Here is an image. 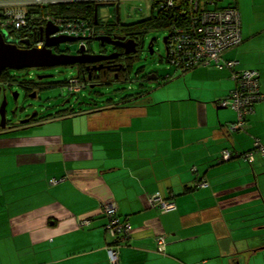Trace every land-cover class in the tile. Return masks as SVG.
<instances>
[{
	"label": "crops",
	"instance_id": "crops-1",
	"mask_svg": "<svg viewBox=\"0 0 264 264\" xmlns=\"http://www.w3.org/2000/svg\"><path fill=\"white\" fill-rule=\"evenodd\" d=\"M220 2L241 19L242 44L223 54L233 69H175L172 95L144 88L0 132V264H112L110 203L132 225L117 264H264V0ZM242 71L259 72L263 98L233 129L221 101ZM156 194L177 209L152 208Z\"/></svg>",
	"mask_w": 264,
	"mask_h": 264
},
{
	"label": "built area",
	"instance_id": "built-area-1",
	"mask_svg": "<svg viewBox=\"0 0 264 264\" xmlns=\"http://www.w3.org/2000/svg\"><path fill=\"white\" fill-rule=\"evenodd\" d=\"M42 6L56 4L57 0H40ZM76 0H62L60 3L73 2ZM168 8L178 4L180 0H158ZM193 14L192 22L184 27L170 33L169 52L173 57V64L177 65L186 72L197 67L215 66L217 68L227 67L233 69L237 63L234 61H224L223 54L231 49L241 45V19L238 10L235 7L224 9H209L206 6L208 0H189ZM209 3V1H208ZM210 3H213L212 1ZM7 9L6 17L1 24L3 28L8 25L15 30L30 29V31H45L49 23L57 28V32L51 37H70L79 39L86 51H90L89 41L94 36L93 28L88 20L82 18H59L47 14L38 19L27 16L26 10ZM0 6L1 9L3 8ZM79 50V49H78ZM70 54L69 50L62 51ZM258 71H242L235 73L237 87L231 94L221 101V105L230 108L238 114V121L232 124L233 129L242 128L246 123V118L252 112L255 103L263 98L259 91ZM72 81L70 82L71 87ZM76 88V86H75ZM74 89V88H71ZM75 90V89H74ZM255 148L264 157V148L259 142H256ZM225 157L229 158L231 154L226 151ZM252 158V156H248ZM58 180H52L56 184ZM206 187L207 184H202ZM152 208L162 213H170L177 209L173 201L164 199L161 195L156 194L150 198ZM103 214L108 219L104 226L106 234L111 239V245L108 248L109 259L112 264L118 263V247L128 240L132 233V225L128 220H124L117 214L115 204H106L103 208ZM88 222H85V224ZM158 252L164 253L166 248L165 237L157 238Z\"/></svg>",
	"mask_w": 264,
	"mask_h": 264
},
{
	"label": "flooded vegetation",
	"instance_id": "flooded-vegetation-1",
	"mask_svg": "<svg viewBox=\"0 0 264 264\" xmlns=\"http://www.w3.org/2000/svg\"><path fill=\"white\" fill-rule=\"evenodd\" d=\"M53 1V0H50ZM57 3H60L62 0H57ZM79 2H86L89 6H94V15H95V24L91 25L93 28V34L94 36L89 41V46L91 48V42L96 41L100 44V51L99 52H93L92 48L90 51H86L84 55L86 56H94V55H115L114 58L111 59H105L103 61L99 62H88V63H76L74 65L65 66V67H72L77 68L78 74L76 77H73L71 80H76L80 84L76 85V89L72 94H78L81 93L83 90L87 89L89 86H102L104 84L110 83V82H116V83H123L126 81L131 80L132 76L133 79H140L143 75H146L144 80L145 81H152L156 78V75L153 72H142L135 74L133 71L129 76L128 79H126L127 71L129 70V64L126 61L127 57L131 54H126V48H124L122 45L119 44H108L107 42L102 43L101 41H97L96 38L100 37H108L111 38L112 41L117 40L118 38H124L125 41H135L136 43V50L137 52L134 54V56L139 59L140 54L145 51L146 44H145V36L143 39L139 35H129V31L124 27L126 23H123L122 17H121V7L125 3L122 0H76ZM56 3V4H57ZM0 6H6L9 9H21L26 10L28 7H40L42 6V3L40 0H0ZM100 6H113L114 12L112 14H109L108 18H102L100 17ZM0 13V34H3L2 36L3 40L0 43V46L4 50L9 51H15V52H21V51H29V50H43L45 48V33L40 30L39 32L30 31V29L24 30H15L11 27V25H8L7 28H3L1 26L2 22L7 19V9L2 8ZM96 14L98 16V19H96ZM5 31V32H3ZM5 33V34H4ZM1 38V37H0ZM137 39V40H136ZM79 40V39H77ZM80 41H77L75 43H78ZM156 39L152 42L151 46L153 47V51L155 53L154 47H155ZM148 45V51L149 46ZM110 46L111 50L108 51L106 46ZM60 46L54 47L53 52L56 55L66 54V55H72V56H79L81 55L80 51L78 50L76 54H67L62 52L63 50L60 49ZM106 47V48H103ZM150 53V51H149ZM154 55V54H153ZM49 68H31V69H21V70H13L10 68H6L1 71L0 73V124L2 125V116H1V107L3 103L6 105L11 104V98L15 100L16 104L20 102L21 94L17 92H11L13 90V86H19V88L24 93L23 101L26 103L31 98H36L39 92L48 85L46 81L44 80L48 78L47 75H40L42 71H45ZM37 71V76L29 71ZM14 76H17L19 79L16 80ZM144 80H142L144 82ZM140 81V80H138ZM67 84V83H66ZM11 95L13 97H11ZM13 100V101H14ZM7 108V106H6ZM67 109L63 108L62 111H65ZM7 114V113H6ZM43 120H46V118L27 115L24 119L25 124H22L20 121L13 122L12 126H8L9 128L1 129V131H18L28 128L29 126H33L39 122H42ZM9 122L6 120L5 125H9ZM0 131V132H1Z\"/></svg>",
	"mask_w": 264,
	"mask_h": 264
},
{
	"label": "rangeland",
	"instance_id": "rangeland-1",
	"mask_svg": "<svg viewBox=\"0 0 264 264\" xmlns=\"http://www.w3.org/2000/svg\"><path fill=\"white\" fill-rule=\"evenodd\" d=\"M223 5V4H222ZM221 5V6H222ZM113 6H100V17L107 19L109 14L114 12ZM152 11V1L151 0H140L139 2H125L121 7V17L123 23H135L141 21L151 15ZM5 32V31H3ZM5 34V33H4ZM169 35L168 31H155L147 34L145 36V51L140 54L138 61L135 64V69H138L141 66L146 67L147 72L152 70L156 71L159 75L160 80L153 82L151 84L147 83L148 90L153 92L158 88V85H161L162 88L158 91H155L153 95L158 97H166L168 93L172 95V87L177 85V81H173V77L176 74L175 68L172 67L167 62V50L166 45L163 42V39ZM153 39H156L155 42V53L151 55L148 51V45ZM82 46L81 42L78 43H66L62 44L60 49L69 50L70 53L76 54L78 49ZM108 51L111 50L110 46H106ZM105 47V48H106ZM91 48L93 52L100 51L99 42L92 41ZM237 48V47H236ZM225 59V58H224ZM33 72L36 76L37 71H29L28 73ZM78 74L77 68L58 66L49 68L45 71H42L40 75L49 76L44 80L48 85L44 87L36 98H31L29 101L24 103L23 95L24 93L19 88V86L14 85L11 92H19L21 94L20 102L16 104L15 98H11V104L5 106L6 110V120L9 122L5 128L12 126L13 122L24 121L27 115L31 117L37 116L42 118H50L61 116L67 112L62 111L65 109H72L78 112L80 110H88L90 107L104 106L107 104L109 99L114 100L117 104L120 103L125 97L136 94L139 89V86L135 81L129 80L126 82L116 83L110 82L102 86H89L87 89L83 90L81 93L72 94L71 91L74 89L77 84H80L76 80L72 81L73 87H71V79L76 77ZM171 75L170 79L164 80V77ZM67 82V84H66ZM74 88V89H71ZM11 97H13L11 95ZM14 100V101H13ZM111 102V101H110ZM1 119V117H0ZM3 126L0 124V131ZM5 129V130H6ZM11 132V131H10ZM87 222V221H85ZM111 240V239H110Z\"/></svg>",
	"mask_w": 264,
	"mask_h": 264
},
{
	"label": "trees",
	"instance_id": "trees-1",
	"mask_svg": "<svg viewBox=\"0 0 264 264\" xmlns=\"http://www.w3.org/2000/svg\"><path fill=\"white\" fill-rule=\"evenodd\" d=\"M151 1H152V11L149 17L141 21L132 23V24L128 23L124 27L130 32L129 35L130 34H132L133 36L139 35L142 39L145 35L151 32L161 31V30L168 31L169 35H168V41L166 45L167 62L172 67H174L177 71L184 72L182 71V69H180L179 66L173 64V57H171L170 55L168 45L170 41V33L174 32V30L179 29V28L185 29L184 27L188 26L192 22L191 14H193V10H192V7L190 6V1L180 0L178 4L172 8H168L166 5L162 4L161 1H158V0H151ZM208 1H206V6L208 9L209 7L211 9H224L228 7H234L233 5L224 6L221 4L220 0H208ZM211 1L213 3H210ZM94 9H95L94 6H89L88 3L86 2L73 1V2H67V3L50 4L48 6H43V7H28L26 8V12H27V16L30 18L36 17L38 19H41L47 14H50V15H53L59 18H67V19L82 18V19L88 20L92 25H94L95 24ZM63 51H66V50H63ZM126 61L129 64V70L127 71L126 79H128V76L133 71L135 72V74L142 73L144 71L147 72L146 67L144 66H141L138 69H135V64L138 61V59L134 56V54L129 55ZM223 68H227V67H223ZM223 68H218V69H223ZM150 72H153L156 75V79L150 82L144 80L146 75H143L140 79H133V76H132L131 78L132 81H135L137 85L139 86V89H138L139 92H137L134 95L125 97L123 100L120 101L121 104H125L124 101H126L128 98H134V97L141 96L143 94L142 90L144 88L146 89L149 88L148 86H146L147 83L151 84L153 82H157L160 80L159 75L156 71L152 70ZM170 77L172 76L167 75L166 77H164V80H168L170 79ZM14 78H16V80L19 79L17 76H14ZM142 80H144V82ZM70 92L72 93L74 91L70 90ZM110 101L114 102V100L112 101V99H109L107 102L110 103ZM73 111L74 109H67L64 112L72 113ZM46 119H49V118H46Z\"/></svg>",
	"mask_w": 264,
	"mask_h": 264
},
{
	"label": "water",
	"instance_id": "water-1",
	"mask_svg": "<svg viewBox=\"0 0 264 264\" xmlns=\"http://www.w3.org/2000/svg\"><path fill=\"white\" fill-rule=\"evenodd\" d=\"M96 19H98V16L96 14ZM57 32V28L54 27L53 24L49 23L44 31L45 33V48L43 50H29V51H21V52H15V51H9L4 50L0 46V73L2 70L6 68H10L13 70H21V69H31V68H53L58 66H70L74 65L76 63H88V62H99L103 61L105 59H111L114 58L115 55H94V56H86L84 55L86 50L84 46H81L79 48V51L81 55L79 56H72V55H56L53 52L54 47L60 46L62 44L66 43H75L79 40L76 38H70V37H57L53 38L51 37L53 34ZM2 36L3 34H0V43L3 40ZM97 41H101L102 43L107 42L108 44H119L122 45L124 48H126V54H135L137 52L136 50V43L135 41H125L124 38H118L117 40L112 41L111 38L108 37H100L96 38ZM154 41V39L151 41ZM168 36L163 39V42L165 45H167ZM149 46L150 54L153 55V47ZM167 49V48H166ZM49 77V76H48ZM156 79V78H155ZM1 116H2V128H5L6 123V110H5V104L3 103L1 107ZM22 124H25V122H21Z\"/></svg>",
	"mask_w": 264,
	"mask_h": 264
}]
</instances>
